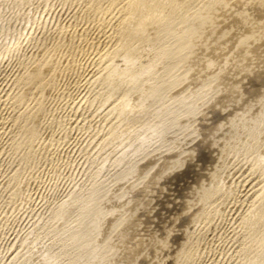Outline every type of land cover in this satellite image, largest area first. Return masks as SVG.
Returning <instances> with one entry per match:
<instances>
[{"label": "rangeland", "instance_id": "1", "mask_svg": "<svg viewBox=\"0 0 264 264\" xmlns=\"http://www.w3.org/2000/svg\"><path fill=\"white\" fill-rule=\"evenodd\" d=\"M111 1L0 0V264H264V78L254 95L244 79L264 41L201 32L236 0ZM154 4L173 23L148 35ZM34 66L49 87L17 88Z\"/></svg>", "mask_w": 264, "mask_h": 264}, {"label": "bare ground", "instance_id": "2", "mask_svg": "<svg viewBox=\"0 0 264 264\" xmlns=\"http://www.w3.org/2000/svg\"><path fill=\"white\" fill-rule=\"evenodd\" d=\"M110 1H111V0H110ZM116 1H119V0H116ZM116 1H111V5H113L112 3H113V2L115 3ZM121 1L123 2V0H121ZM130 1H131V0H130ZM130 1H129V2H130ZM132 1H133V4H135L136 6H141L142 4H145V2H146L147 0H146L144 3L141 2V3H142V4L140 3L141 5L139 4V0H137V1H138L137 4L134 3V0H132ZM153 1H155V0H153ZM153 1H151V2L153 3ZM157 1H158V0H157ZM159 1H160V0H159ZM178 1H179V0H178ZM180 1H181V0H180ZM196 1H197V0H196ZM198 1H199V0H198ZM204 1H205V0H204ZM210 1H211V0H210ZM217 1H218V0H217ZM229 1H230V0H229ZM125 2H128V1H125ZM149 2H150V1H149ZM151 2H150V4H151ZM176 2H177V1H175V3H174L173 0H171V3H173V4H175V5H176ZM184 2L186 3V2H188V1H184ZM184 2H183L182 4H183V6H184V5L186 6V7L184 6L185 8H187V5H186V4H188V3L185 4ZM189 2L192 3V1H189ZM202 2H203V0H202ZM212 2H213V1H212ZM215 2H216V1H215ZM218 2H219V1H218ZM218 2H216V3H217V5L219 4V6H216L215 8H212V7L210 6V8H212V10H210V12H208V13H204V14H205V15H204L205 19L211 21V23H210V27H208V28H204V29H201V32H207V33H210V32H211V33H215V34L217 33L218 35L223 36L224 39L227 38L225 34H230V33H231V37H233V38H235V37L237 38V37H238V38H239V39H238L239 42H241V41L245 40V39H243V38L246 37V35L251 34V33H255V31H256L258 34L256 35V39L254 40L255 45H257L258 43L264 41V0H236V1H233V2L230 1L231 3H230V2H224V1H223L224 4H221V5H220V2H221V1H220L219 3H218ZM223 2H222V3H223ZM131 3H132V2H131ZM131 3H130V4H131ZM155 3H157V2H155ZM164 3H165V1H164ZM164 3H163V5H164V8H165V4H168V3H167V2H166L165 4H164ZM178 3H179V2H178ZM178 3H177V4H178ZM203 3H204V2H203ZM203 3H202V4H203ZM205 3H206V2H205ZM216 3H215V4H216ZM116 4H117V2H116ZM119 4H120V3H119ZM127 4H128V3H127ZM133 4H132V6H133ZM138 4H139V5H138ZM150 4L148 3V5H150ZM169 4H170V3H169ZM193 4H195V0H194ZM193 4H191V5H193ZM208 4H209V3H208ZM208 4H207V5H208ZM121 5H122V4H121ZM123 5H124V4H123ZM128 5H129V4H128ZM135 5H134V6H135ZM170 5H171V4H170ZM178 5H181V4L179 3ZM195 5H196V4H195ZM197 5H198V3H197ZM207 5H206V6H207ZM210 5H211V4H210ZM118 6H119V5H117V7H118ZM132 6H131V7H132ZM134 6H133V7H134ZM142 6H143V5H142ZM157 6H158V5H157ZM159 6H160V4H159ZM167 6H168V5H167ZM167 6H166V7H167ZM181 6H182V5H181ZM198 6H200V4H199ZM202 6H205V5H202ZM202 6H200V7L202 8ZM111 7H112V6H111ZM115 7H116V6H115ZM117 7H116V8H117ZM125 7H126V5H125ZM127 7H128V6H127ZM131 7H130V8H131ZM133 7H132V8H133ZM143 7H144V6H143ZM146 7H148V6H146ZM154 7H155V4L153 5V7H152V6H149V9H148V11H147V15H148V16L145 14V15H146L147 17H149V18H150V16H152V19L150 18V19H151L150 22H148V21H149L148 18L146 19V20H148L147 22H148L149 24L147 23V25H145V26H148V27H149L148 30H150V31H147V34H148V35H149L148 32H153V34H154V32H156V33H160L159 30L162 31V30H165L166 28L169 29V28H171V24L173 23V19H172L173 17H170V16H169V13H171V12L168 13V16H166V18H165V16H164V17H163L164 19L162 20V16L166 13V12L164 11V8L162 9V7H161V8L159 9V8H157V7H156V8H154ZM171 7H172V6H171ZM174 7H175V6H174ZM188 7H189V6H188ZM191 7H192V6H191ZM112 8L114 9V6H113ZM120 8H121V9H120V12H121V10L124 8V6H123V8H122V6H120ZM132 8H131V9H132ZM138 8H139V7H138ZM138 8H137V9H138ZM169 8H170V7H169ZM169 8H168V9H169ZM172 8H173V7H172ZM176 8H177V7H176ZM193 8H194V7H193ZM203 8H204V10H203ZM203 8H202L201 10H203V12H204V11L207 10L206 8H208V7H203ZM210 8H209V9H210ZM131 9H129V11H130ZM134 9H135V8H134ZM134 9H133V11H135V10L137 11V9H135V10H134ZM140 9H142V7H140L139 10H140ZM144 9H145V8H144ZM165 9H166V8H165ZM168 9H167V12H168ZM173 9H174V8H173ZM180 9H181V7H180ZM190 9H191V8H190ZM205 9H206V10H205ZM209 9H208V11H209ZM111 10H112V9H111ZM117 10H118V11H117ZM117 10H116V12L118 13V12H119V8H118ZM124 10H125V9H124ZM124 10H123V12H124ZM145 10H146V9H145ZM178 10H179V9L177 8V11H178ZM187 10H188V8H187ZM187 10L184 9V11H187ZM192 10H193V9H192ZM192 10H191V11H192ZM199 10H200V9H199ZM126 11H127V9L125 10V12H126ZM129 11H128V13H129ZM136 11H135V13H134V12H133V13L131 12V13L133 14V16H134V14H136L135 16L138 15V14L136 13ZM163 11H164V13H163ZM171 11H172V10H171ZM181 11H183V10H181ZM181 11L179 10V12H181ZM193 11H194V10H193ZM193 11H192V12H193ZM196 11H197V10H196ZM114 12H115V11H114ZM123 12H122V13H123ZM137 12H138V11H137ZM199 12H200V11H199ZM201 12H202V11H201ZM203 12H202V14H203ZM162 13H163V14H162ZM194 13H196V12H194ZM194 13H193V14H194ZM120 14H121V13H120ZM120 14H119V16H120ZM124 14H125V13H124ZM132 14H131V15H132ZM139 14H141V13H139ZM156 14H157V16H156ZM172 14H173V13H172ZM199 14H200V13H199ZM116 15H117V14H116ZM122 15H123V14H122ZM122 15H121V16H122ZM145 15H144V16H145ZM149 15H150V16H149ZM160 15H162V16H160ZM170 15H171V14H170ZM174 15H175V14H174ZM178 15H179V14H178ZM183 15L185 16V14H183ZM197 15H198V14H197ZM117 16H118V15H117ZM119 16H118V17H119ZM127 16H128V15H127ZM133 16H130V14H129V17H127V18H130V17H131V19H132ZM138 16H139V15H138ZM142 16H143V15H142ZM142 16L140 15V17H142ZM187 16H188V15L186 14L185 17H187ZM191 16H192V15H191ZM176 17H177V15H176ZM176 17L174 18V20L176 19ZM179 17H180V15H179ZM125 18H126V17H125ZM125 18L123 17V20H124ZM127 18H126V19H127ZM106 19H107V18H106ZM120 19H121V18H120ZM180 19H181V18H180ZM182 19H183V17H182ZM103 20H104V19H103ZM114 20H115V19H114ZM132 20H133V19H132ZM142 20H143V18H142ZM176 20H177V19H176ZM176 20H175V21H176ZM109 21H110V20H109ZM118 21H119V20H118ZM118 21H117V22H118ZM163 21H164V23H165L164 28H163V26H162V25H164V24H162V23L158 26V24H159L160 22H163ZM106 22H108V20H107ZM121 22H122V20H121ZM121 22H120V24H122ZM138 22H139V21H138ZM128 23H129V20H128L127 24H128ZM245 23H247V24H245ZM112 24H113V23H112ZM120 24H119V25H120ZM138 24H139V23H138ZM143 24H145V20H144V23H143ZM119 25L117 24V26H119ZM132 25L134 26V24H132ZM132 25H131V26H132ZM135 25H136V26H134V28H132V27H131V28H132V30H133L132 32H135V34H136V32H138L139 30L137 31V30L135 29V27H137V24H135ZM174 25H175V24H174ZM72 26H73V25H72ZM117 26H115V27H117ZM120 26H122V25H120ZM120 26H119V27H120ZM126 26H127V25H126ZM128 26H129V24H128ZM145 26H142V25H141V27H143V28H144ZM160 26H161V27H160ZM91 27H92V26H91ZM91 27H90V28H91ZM103 27H104V26H103ZM109 27H110V26H109ZM124 27H125V24H124ZM141 27H140V28H141ZM66 28H67V30L70 29V28H68V27H66ZM79 28H80V27H79ZM125 28H127V27H125ZM143 28H142V29H143ZM145 28H146V27H145ZM158 28H160V29L158 30ZM173 28H174V27H173ZM62 29H63V28H62ZM76 29H77V28H76ZM109 29H110V28H109ZM113 29H114V28H113ZM119 29L121 30V28H119ZM129 29H130V28H129ZM81 30H82V29H81ZM123 30H124V29H122V31H123ZM127 30H128V29H126L125 31H127ZM135 30H136V31H135ZM140 30H141V29H140ZM157 30H158L159 32H158ZM173 30H174V29H173ZM65 31H66V30H64V33L66 34L68 31H67V32H65ZM72 31H73V29H72ZM72 31H71L70 33H72ZM76 31H78V29H77ZM103 31H104V30H103ZM103 31H102V32H103ZM115 31H116V30H115ZM115 31H114V32H115ZM118 31H119V30H118ZM60 32H61V30H60ZM62 32H63V31H62ZM80 32H81V31H80ZM106 32H107V31H106ZM109 32H110V31H109ZM114 32H113V36L115 35ZM123 32H124V31H123ZM123 32L121 33V31H120L121 34H123ZM139 32H140V35H141V33H143L144 31H142V32L139 31ZM162 32H164V31H162ZM171 32H172V31H171ZM64 33H62V34L64 35ZM73 33H74V32H73ZM116 33H117V32H116ZM129 33H130V32H128V35H129ZM156 33H155V34H156ZM168 33H169V31H168ZM84 34H86V35H84V36H86V38H87V36H88L87 32H86V33L84 32ZM89 34H90V32H89ZM104 34H105V33H104ZM107 34H108V33H107ZM126 34H127V33H126ZM135 34H134V35H135ZM147 34H146V35H147ZM151 34H152V33H151ZM153 34L150 35V37H152V36L155 35V34H154V35H153ZM169 34H170V33H169ZM173 34H174V33H173ZM175 34H176V33H175ZM175 34H174V36H175ZM63 35H61V36H63ZM69 35L72 36V34H69ZM75 35H76V34H74L73 36H75ZM77 35H78V34H77ZM79 35H80V34H79ZM102 35H103V34H102ZM117 35L119 36V33H118ZM123 35H124V34H123ZM132 35H133V33H132ZM108 36H109V35H108ZM126 36H127V35H126ZM130 36H131V35H130ZM143 36L146 38V36H145V34H144V35L141 36V37H142V40H143ZM156 36H157V35H156ZM156 36H155V37H156ZM158 36H160V35H158ZM158 36H157V37H158ZM66 37H67V36L64 37V40L67 39ZM69 37H70V36H69ZM69 37H68V38H69ZM77 37H78V36H77ZM91 37H92V36H91ZM141 37H140V39H141ZM157 37H156V39H157ZM168 37H169V36H168ZM70 38H71V37H70ZM70 38H69V39H70ZM97 38H98V37H97ZM118 38H119V37H118ZM121 38H122V35L120 36L119 39L122 40ZM136 38H139L138 35H137ZM160 38H161V37H160ZM165 38H166V37H165ZM57 39H58V40H57ZM59 39H60V36H59V38H56V40H57L58 42H59ZM73 39H74V38H72V41H73ZM75 39H76V38H75ZM75 39H74V41H75ZM106 39H107V38H106ZM110 39H111V38H110ZM110 39H109V41H110ZM112 39H113V38H112ZM114 39H115V38H114ZM132 39H134V38H132ZM149 39H150V38H149ZM161 39H162V38H161ZM171 39H172V38H171ZM56 40H55V41H56ZM62 40H63V39H62ZM77 40H78V39H77ZM79 40H80V39H79ZM81 40H82V39H81ZM90 40H91V39H90ZM94 40H95V39H94ZM124 40H125V42H126V39H125V38H124ZM151 40H152V39H151ZM57 41H56V45L58 44ZM65 41H66V40H65ZM68 41H69V43H70L71 40H68ZM68 41H67V42H68ZM82 41H83V43H84V40H82ZM98 41H99V40H97V42H98ZM107 41H108V40H107ZM111 41H112V40H111ZM117 41H118V40H117ZM127 41L130 42L131 39H130V40H127ZM132 41H133V40H132ZM152 41H153V40H152ZM38 42H39V41H38ZM60 42H62V41H60ZM63 42H64V41H63ZM80 42H81V41H80ZM87 42H89V41H87ZM91 42L93 43L94 41H91ZM120 42H121V41H120ZM125 42H124V43H125ZM169 42H171V41H169ZM47 43H48V42H46V45H47ZM51 43H52V42H51ZM51 43L49 42V44H50L49 46L55 45V44H51ZM69 43H68V44H69ZM94 43H95V42H94ZM126 43H128V42H126ZM126 43H125V44H126ZM130 43H131V42H130ZM136 43H138V41H137ZM155 43H156V42H155ZM157 43H158V42H157ZM159 43H160V42H159ZM38 44H39V43H38ZM43 44H44V43H43ZM60 44H61V43H60ZM60 44H58V45H60ZM66 44H67V43H66ZM66 44L64 43V46H63V48H62L63 51L65 50V49H64L65 47H66V48L68 47V45L65 46ZM71 44H72V42H71ZM73 44H74V42H73ZM78 44H80L79 41H78ZM81 44H82V43H81ZM87 44H88V43H87ZM106 44H107V43H106ZM106 44H105V45H106ZM110 44H111V43H110ZM116 44H117V43H116ZM132 44H133V43H132ZM152 44H154V43H152ZM179 44H181V43H179ZM179 44H178V47H180V49H179V48H176L177 46H176L175 48H174V47H171V48H170V46L167 47V46H165V45H166V44H165L164 46H162V49L160 48V49H161V50H160V55L163 56V57L170 58V59H173V58L178 57V56H179L178 54L182 51L181 48L183 49V46H179ZM56 45H55V46H56ZM62 45H63V43H62ZM75 45H76V44H75ZM108 45H109V44H108ZM128 45H129V44H128ZM128 45H127V46H128ZM134 45H135V44H134ZM169 45H170V44H169ZM173 45H175V44H173ZM260 45H261V43H260ZM260 45L258 44V46H260ZM43 46H44V45H43ZM55 46H54V47H55ZM77 46H78V45H77ZM131 46H132V45H130V47H131ZM154 46H155V45H154ZM41 47H42V46H41ZM56 47H57V46H56ZM59 47L61 48V46H59ZM72 47H73V46H72ZM83 47H85V46H82V48H83ZM97 47H98V45H97ZM110 47H111V46H110ZM110 47H109V48H110ZM125 47H126V46H125ZM128 47H129V46H128ZM46 48H47V47H44V49H46ZM51 48H53V46H52ZM51 48H50V49H51ZM74 48L76 49V47H73V50H75ZM79 48H80V47H79ZM79 48H78V49H79ZM101 48H102V47H101ZM133 48H134V47H133ZM41 49H43V48H41ZM48 49H49V48H48ZM54 49H55V48H54ZM69 49L71 50L72 48H69ZM69 49H68V50H69ZM111 49H112V48H111ZM155 49H156V48H155ZM155 49H154V50H155ZM35 50H36V49H35ZM76 50H77V49H76ZM76 50H75V51H76ZM80 50H81V49H80ZM109 50H110V49H109ZM156 50H157V49H156ZM41 51H42V50H40V52H38V53H41ZM48 51H49V50H48ZM48 51H47V52H48ZM55 51H57V50H55ZM55 51L53 50V53H54ZM58 51H59L58 53H60V51H62V50L59 49ZM65 51H66V50H65ZM77 51H78V50H77ZM97 51H98V50H97ZM103 51H104V50H103ZM151 51H152V50H151ZM259 51H260V54H261V56H262L261 58L263 59V58H264V48L259 49ZM43 52H44V51H43ZM51 52H52V51H51ZM51 52L49 51L50 54L48 53V55H47V58H50L49 61H50L51 59H53V58H51V57H52V56H51V54H52ZM67 52H68V51H67ZM153 52H154V51H153ZM155 52H156V51H155ZM38 53H37V54H38ZM56 53H57V52H56ZM61 53H63V52H61ZM30 54H32V53H30ZM37 54H36V55H37ZM64 54H65V53H64ZM34 55H35V54H34ZM36 55L33 56V60L36 58ZM40 55H42V54H39V56H40ZM45 55H46V53H45ZM45 55L42 56V59L45 57ZM180 55H181V54H180ZM48 56H51V57H48ZM179 57H180V56H179ZM27 58H28V57H27ZM47 58H46V60H47ZM28 59H29V58H28ZM37 59H38V58H37ZM44 59H45V58H44ZM57 59H58V58H56V60H57ZM60 59H62V58H60ZM64 60H65V59H63V61H64ZM179 60H180V59H179ZM24 61H25V60H23V62H24ZM29 61H30V60H29ZM35 61H37V60H35ZM42 61H43V60H42ZM47 61H48V60H47ZM47 61H46V62H47ZM52 61L54 62V60H51V62H49V63H47V64H50V63L53 64ZM61 61H62V60H61ZM65 61H66V60H65ZM26 62H27V61H26ZM31 62H32V60H31ZM31 62H30V64H31ZM39 62H40V60L38 61V63H39ZM46 62H45V63H46ZM179 62H180V61H179ZM21 63H22V62H21ZM33 63H34V62H33ZM38 63L36 62L37 65H36L35 63H34L33 65L38 66V65L41 64V63H40V64H38ZM45 63H44V61H43V64H45ZM56 63H57V64H56V68H57V66H58V62H56ZM59 63H60V61H59ZM60 64H61V63H60ZM63 64H65V63H63ZM69 64H70V63H69ZM72 64H73V63H71V66H72ZM21 65H22V64H21ZM24 65H25V64H24ZM31 65H32V64H31ZM31 65H29V66H31ZM33 65H32V67H33ZM41 65H42V64H41ZM66 65H67V67H66L65 70H68V64H67V62H66ZM44 66H45V65H44ZM47 66H48V65H47ZM52 66H53V65H52ZM52 66H51V67H52ZM54 66H55V64H54ZM54 66H53V67H54ZM59 66H60V65H59ZM69 66H70V65H69ZM263 66H264V59H263L261 65H260V67L262 68ZM32 67H31V68H32ZM34 67H35V66H34ZM40 67H41V66H40ZM62 67H63V66H62ZM25 68H26V67H25ZM28 68H29V67H28ZM35 68H36V67H35ZM35 68H33V69L30 71V73H31ZM38 68H39V66H38ZM42 68H44L43 65H42ZM42 68H41V70L36 68L37 70H35L32 74L29 73V75L24 76V78L22 79V83H21V84H20V83H19V84L17 83V84H18V87H17V88H19V85H21V86H23V88H24V87H25V88L28 87V88L30 89V88H31L32 86H34V84H36V83H38V84L40 83V84H41L40 81H41V80H44V77L42 76V75H43V74H42V73H43ZM56 68H54V69H56ZM52 69H53V68H52ZM54 69H53V70H50V66H49L48 71L51 72V71H54ZM57 69H58V68H57ZM59 69H60V67H59ZM59 69H58V70H59ZM27 70H28V69H27ZM44 70H47V67H45ZM61 70H63V69H61ZM21 71H22V70H21ZM59 71H60V70H59ZM69 71H70V70H69ZM26 72H28V71H26ZM63 72H64V71H63ZM63 72H62V73H63ZM20 73H21V72H20ZM22 73H23V72H22ZM24 73H25V72H24ZM24 73H23V74H24ZM51 73H52V72H51ZM51 73H50V75H51ZM53 73H54V74H53L52 76L56 75L57 70H56L55 72H53ZM47 74H49V72H48ZM57 74H58V73H57ZM60 74H61V73H60ZM64 74H65V73H63L62 75H64ZM18 75H20V74H18ZM261 75H262V74H261ZM263 75H264V71H263ZM41 76H42V78H41ZM44 76L46 77V73H45ZM47 76H48V75H47ZM58 76H59V75H58ZM60 76H61V75H60ZM22 77H23V76H22ZM13 78H14V77H13ZM17 78H18V77H17ZM49 78H50V76H49ZM51 78H52V77H51ZM55 78H56V76H55ZM55 78H54V79H55ZM259 78H260L261 80L259 79V80L256 81V79L253 77V71H252L251 69H250V70H247V72H246V76H245L244 79H245V80L247 79V80H246V83H247V84H246V85H247V89H248L249 92H251V94L256 93L255 91H257L258 88L260 89L259 86H260L261 83H262V85H263V81H262V79L264 78V76H263L262 78H261V76H260ZM45 79H46V78H45ZM257 79H258V78H257ZM16 80H17V81H18V80H21V78L16 79ZM51 80H52V79H51ZM46 81H49L50 84H51V82H52V81H50V80H46ZM53 81H54V80H53ZM57 81H59V80H57ZM18 82H20V81H18ZM49 82H48V83H49ZM55 82H56V81H55ZM48 83L46 82V84H45V83H44V84L47 85V87H49ZM17 84H16V85H17ZM22 84H23V85H22ZM31 84H33V85L31 86ZM40 84L38 85V88L43 89V87H45V86H43L44 84L42 83V84H43L42 86H41ZM52 84H53V83H52ZM53 85H55V84H53ZM26 86H27V87H26ZM36 86H37V85H36ZM39 86H40V87H39ZM263 87H264V86H263ZM263 87H262V90H263ZM25 88H24V89H25ZM29 89L27 90V92L30 91ZM35 89H36V88H34V90H35ZM51 89H52V88H51ZM51 89H49V92L51 91ZM32 90H33V89H32ZM32 90H31V91H32ZM36 90H37V89H36ZM39 90H40V89H39ZM39 90H38V95H39ZM45 90H46V89H44V91H45ZM262 90H261V91H262ZM22 91H23V90H20L19 93H21ZM40 91H41V90H40ZM46 91H47V90H46ZM259 91H260V90H259ZM259 91H258V92H259ZM24 92H26V90H25ZM24 92H23L22 94H24ZM27 92H26V93H27ZM33 92H35V91H33ZM44 93H46V92H44ZM47 93H48V92H47ZM259 93H260V92H259ZM28 94H29V93H27V95H28ZM31 94H32V93H31ZM33 94H35V93H33ZM33 94H32V95H33ZM40 94H41V93H40ZM8 95H9V94H8ZM25 95H26V94H25ZM36 95H37V93H36ZM43 95H44V94H43ZM43 95H40V96H43ZM253 95H254V94H253ZM11 96H12V95H11ZM29 96H30V95H29ZM33 96H34V95H33ZM40 96H39V97H40ZM21 97H22V96H21ZM27 97H28V96H27ZM44 97H45V95H44ZM19 98H20V97H19ZM32 98L34 99V97H32ZM35 98H36V97H35ZM16 99H17V98H16ZM26 99H27V98H26ZM36 99H37V98H36ZM36 99H34V100L36 101ZM43 99H44V98L42 97V100H43ZM45 99H46V98H45ZM20 100H21V99H20ZM22 100H23V97H22ZM38 100H39V99H38ZM38 100H37V101H38ZM37 101H36V102H37ZM23 102H24V101H23ZM31 102H32V101H31ZM42 102H44V100H43ZM25 103H26V102H24V104H25ZM45 103H46V101H45ZM45 103H42V104H45ZM22 105H23V104H22ZM25 105H26V104H25ZM28 105H29V104H28ZM41 106H42V105H41ZM24 107H25V106H24ZM29 107H30V106H29ZM35 107H36V106H35ZM35 107L33 108V110L30 108V109L32 110V112L34 111V109H36ZM42 107H43V106H42ZM42 107H41V108H42ZM11 108H13V107H11ZM25 108H26V107H25ZM30 109L28 108L29 112L32 114V112L30 111ZM42 109H43V108H42ZM44 109H45V108H44ZM26 110H27V108H26ZM28 110H27V112H28ZM36 110H37V109H36ZM36 110H35V112H37ZM38 110H39V107H38ZM23 112H25V111H23ZM35 112H34V113H35ZM34 113H33V114H34ZM44 113H45V112H44ZM27 114H28V113H27ZM31 114H30V115H31ZM40 114L43 116V112H42V113L40 112ZM40 114H39V115H40ZM36 115H37V114H36ZM28 116H29V115H28ZM30 117H31V116H30ZM30 117H29V118H30ZM32 118H33V117H32ZM32 118H31V119H32ZM34 118H35V116H34ZM40 119H41V118H40V116H39V120H40ZM15 120H16V119H15ZM34 120H35V119H34ZM34 120H31V121H34ZM36 120H38V118H37ZM16 121H17V120H16ZM41 122H42V120H41ZM41 122H40V125L42 124ZM33 123H34V122H33ZM13 124H14V123H13ZM18 124H19V123H18ZM21 125H22V124H21ZM16 127H17V126H16ZM16 127H15V129H16ZM33 127H34V126H33ZM23 128H24V127H22V129H23ZM34 129H35V127H34ZM34 129L32 130V132L34 131ZM16 130H17V129H16ZM23 130H24V129H23ZM23 130H22V131L19 130V131L23 132ZM28 130H29V129H28ZM28 130H27L26 132H28ZM36 131H37V130H36ZM36 131H35V135H36ZM24 132H25V130H24ZM42 132H43V131H42ZM42 132H41V133H42ZM19 134H20V132H19ZM23 134H24V133H23ZM23 134H22V135H23ZM25 134H26V133H25ZM30 134H32V133H30ZM33 134H34V133H33ZM33 134H32V135H33ZM17 135H18V134H17ZM26 135H27V134H26ZM13 136H15V134H14ZM28 136H29V135H28ZM33 136H34V135H33ZM27 138H28V137H27ZM33 140H34V139H33ZM20 141H21V139H20ZM32 142H33V141H32ZM16 143H17V142H16ZM26 143H28V141H27ZM30 145H31V143H30ZM26 146H27V145H26ZM26 146H25V147H26ZM27 147H28V146H27ZM27 150H28V149H27ZM215 157H216V156H215ZM212 158H213V157H212ZM212 158H210V159H212ZM213 159H214V158H213ZM213 159H212V160H213ZM206 164H207V163H206ZM208 164H209V163H208ZM212 165H214L213 162H212ZM210 168H212V167H210ZM208 169H209V168H207V171H208ZM202 173H203V172H201V174H202ZM203 175H204V174H203ZM206 175H207V174L205 173L204 178H205ZM199 176H200V175H199ZM201 177H202V176H201ZM208 178H210V176H209ZM208 178H205V180L208 179ZM210 180H211V179H210ZM184 195H185V194H183V196H184ZM187 196H188V195H187ZM180 197H182V195L179 196V198H180ZM177 198H178V197H177ZM175 200H176V199H175ZM175 200H174V201H175ZM174 201H173V202H174ZM179 202H180V201H179ZM179 202H178V203H179ZM178 203L176 202V204H178ZM176 204H173V205L176 206ZM172 208H174V206H172L170 209H172ZM170 209H169V210H170ZM169 210H168V211H169ZM171 211H172V210H171ZM170 213H171V212H170ZM166 214H167V215H166ZM170 215H171V214H170ZM170 215H168V212H167V213H165V216H164V217H166V216L168 217V216H170ZM261 216H262V215H261ZM163 219H164V218H163ZM167 220H168V219H166L165 221L168 222ZM169 220H170V219H169ZM260 220H261V219H260ZM165 221H164V222H165ZM180 222H181V221H180ZM180 222H179V223H180ZM168 223H169V222H168ZM175 223H176V222H174V224H175ZM259 223H260V222H259ZM166 224H167V223H166ZM166 224H165V225H166ZM174 224H173V226H174ZM177 224H178V223H177ZM162 225H163V224H162ZM165 225H164V226H165ZM168 225H169V224H168ZM169 226H170V225H169ZM175 226H176V229L174 228V230H176V231H175L174 233H177V232H179L180 230L183 231V229H182V228H183V227H182V223H181V224H178V225H175ZM183 226H184V224H183ZM156 230H157V229H156ZM158 230H159V229H158ZM167 230H168V231H170V230H171V231H174V230H172V229H170V230L167 229ZM150 231H151V230H150ZM154 231H155V230H154ZM159 231H160V230H159ZM165 231H166V230H165ZM182 231H180V232L182 233ZM155 232H156V231H155ZM183 232H184V231H183ZM150 233H151V232H150ZM162 233H163V232H162ZM162 233H161V231H160V235L158 234V235H159V238H160L161 235H163ZM165 233H166V235H167V231H166ZM165 233H164V235H165ZM181 233H180V234H181ZM155 234H156V233H155ZM171 234H172V233H171ZM182 234H183V233H182ZM146 235H147V233H146ZM148 235H149V233H148ZM148 235H147V236H148ZM150 235H151V234H150ZM150 235H149V236H150ZM152 235H153V233H152ZM152 235H151V236H152ZM158 235H157V236H158ZM169 235H170V234H169ZM153 236H154V235H153ZM178 236H179L178 233H177V236H175V235H170L169 239H171V240L174 239V240H175L174 237H178ZM144 237H145V236H144ZM144 237H143V239H144ZM141 238H142V237H141ZM147 238H148V237H147ZM147 238L144 240L145 243H146V240H150V239H149L150 237H149L148 239H147ZM143 239H142V240H143ZM162 239H164V237H163ZM162 239L160 240V242L162 241ZM165 239L169 240L168 237L165 238ZM165 239H164V243H165ZM142 240H141V241H142ZM158 240H159V239H158ZM171 240H170V241H171ZM157 242H158V241H157ZM162 242H163V241H162ZM162 242H161V243H162ZM173 242H174V241H173ZM173 242H171V243L173 244ZM156 244H157V243H155L154 245H156ZM158 244H159V242H158ZM158 244H157V245H158ZM157 245H156V246H157ZM162 245H163V244H162ZM158 246H159V245H158ZM158 246H157V247H158ZM163 246H165V245H163ZM170 246H171V245H170ZM154 247H155V246H154ZM168 247H169V246H168ZM159 248H160V247H158V249H159ZM151 249H155V248H151ZM156 249H157V248H156ZM161 249H162V248H161ZM165 249H166V247H165ZM167 249H168V248H167ZM170 250H171V249H170ZM173 250H174V249H173ZM153 251H154V250H153ZM153 251H152V252H153ZM167 251H169V250H167ZM160 252H161V251L159 250L158 253L161 254ZM158 253H157V254H158ZM157 254H156V255H157ZM158 256H159V255H158ZM166 256H167V254H166ZM161 257H162V256H161ZM164 257H165V255H164ZM154 258H155V256H154ZM161 260H162V258H161ZM165 261H166V260H165ZM168 261H169V259H168ZM168 261H167V262H168ZM161 262H162V261H161ZM161 262H160V263H161ZM169 262H170V261H169ZM165 263H166V262H165ZM171 264H172V263H171Z\"/></svg>", "mask_w": 264, "mask_h": 264}]
</instances>
